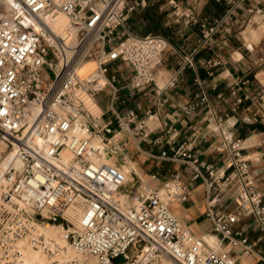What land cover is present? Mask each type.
<instances>
[{"label": "built area", "instance_id": "built-area-1", "mask_svg": "<svg viewBox=\"0 0 264 264\" xmlns=\"http://www.w3.org/2000/svg\"><path fill=\"white\" fill-rule=\"evenodd\" d=\"M148 2L0 0V159L6 152L14 156L0 172V264L20 261L21 242L51 251L50 239L40 230L47 222L59 224L73 249L98 264H239L171 211V202L189 197L190 186L179 172L160 187L141 179L128 185L123 157L118 161L121 131L140 140L147 136L138 109L116 107L118 92L154 82L155 66L169 46L161 34L138 35L128 28L131 14ZM55 13L69 18L74 36L55 30L50 22ZM173 13L186 23L197 20L192 6L181 12L174 1ZM247 13V23L264 24L262 0H253ZM199 21L207 42L224 18ZM184 62L192 65L193 56ZM254 62L264 63V48ZM86 63L91 66L81 73ZM125 68L129 73L122 75ZM248 81L231 86L237 103L248 98L238 94L240 84ZM105 88L111 89L109 110L95 116L85 108L80 91L95 99ZM208 104L209 96L201 90L183 112L191 114ZM211 116L220 137L217 150L227 156L222 165L200 159L186 141L171 154L165 149L160 154L180 159L189 166L191 180L204 182V214L219 244L264 264V195L255 188L243 139L224 123L227 114L211 111ZM95 137L104 147L93 145ZM229 168L240 191L238 202L227 210L218 204L230 185ZM246 220L257 231L254 238Z\"/></svg>", "mask_w": 264, "mask_h": 264}, {"label": "crops", "instance_id": "crops-1", "mask_svg": "<svg viewBox=\"0 0 264 264\" xmlns=\"http://www.w3.org/2000/svg\"><path fill=\"white\" fill-rule=\"evenodd\" d=\"M173 1L181 12L192 6L197 20L186 23L183 16H175ZM252 1L149 0L146 6L137 8L127 21L128 28L138 35L161 34L167 38L169 46L155 66L154 82L141 90L123 89L115 100L120 110L138 109L144 120L143 131L147 133L143 140L127 131L117 135L121 136L117 141L121 152L118 161L123 157L124 163L129 164L125 177L130 175L133 180L128 185L137 184L141 179L160 187L179 172L190 186L189 197L185 201L171 202V211L195 234L203 236L209 246L223 247L239 264L260 263L254 255H241L225 242L219 244V236L213 232L204 214L207 201L204 182L191 180L189 166L180 159H168L160 153L165 149L171 154L172 148L186 141L200 159L222 165L227 156L217 150L220 137L211 111L227 114L224 123L234 135L243 139V153L251 163L255 188L264 195V83L258 78V70L264 63L257 65L254 62L264 43L249 41L252 37L248 28L245 36L242 29L248 17L247 6ZM204 17L210 23L216 18H224L223 24L216 27L207 42L203 39L199 21ZM190 55L193 64L189 66L184 59ZM213 61L219 62L213 65ZM128 73V69H123L122 75ZM245 78L249 81L240 84L238 94H248V98L237 103L230 93L231 86ZM260 78L264 80V77ZM171 80L174 84H168ZM201 90L208 94L209 104L199 106L191 114L184 113L183 108ZM110 93L111 89L107 88L98 94L99 105L89 94L85 107L93 114L98 108L108 111ZM227 174L230 185L218 207L230 210L238 202L240 184L231 168ZM245 223L254 238L257 231L250 220Z\"/></svg>", "mask_w": 264, "mask_h": 264}, {"label": "bare ground", "instance_id": "bare-ground-1", "mask_svg": "<svg viewBox=\"0 0 264 264\" xmlns=\"http://www.w3.org/2000/svg\"><path fill=\"white\" fill-rule=\"evenodd\" d=\"M50 22L58 32H69L72 36H74L75 28L70 22L69 18L63 13H55L51 17ZM260 26L264 27V24H260L258 27ZM89 66H91V64ZM86 68L80 70V72H85ZM100 81L103 82L104 78H100ZM85 93V90L80 91V95ZM92 143L98 147H102L104 145L103 141L98 137L93 138ZM2 149L3 145L0 144V150ZM10 162H14L13 153L6 152L5 155L0 159V172H2L6 165ZM71 214L73 213L71 212ZM40 230L46 235L47 238L50 239V246L52 250L47 252L42 249L41 246L36 244L21 242L19 244V247L22 251L21 259L19 262L13 264H49L50 258L54 257H58V259H60V264L64 261L69 263H73V261L82 263L85 261V257H83L84 254H81L73 249V247L70 245V242L66 239L64 229L59 224L55 225L54 223L47 222L40 226Z\"/></svg>", "mask_w": 264, "mask_h": 264}, {"label": "rangeland", "instance_id": "rangeland-1", "mask_svg": "<svg viewBox=\"0 0 264 264\" xmlns=\"http://www.w3.org/2000/svg\"><path fill=\"white\" fill-rule=\"evenodd\" d=\"M250 24V25H249ZM260 24H262V23H253V24H251V23H247L246 22V24H245V26L242 28L243 29V35L245 36V30L247 29V31L251 34V37H252V39L251 40H249V38H246V40H249V41H253V42H256V41H258V40H260V41H262V43H264V27H262V26H260V27H258ZM255 25V26H254ZM91 63H86V64H84V66L83 67H81V69L80 70H83V69H85L86 67H88L89 65H90ZM258 78L261 80V82L262 83H264V80H262L260 77L262 76V77H264V65H262L260 68H259V70H258ZM107 88H105L104 90H106ZM104 90L103 91H101V92H104ZM97 96H98V94L95 96V99L97 100ZM81 97H82V100H83V102L85 103V105H86V103H87V98L89 97V93L88 92H86L85 94H83V95H81ZM108 98V96H106L105 97V99H107ZM99 107V106H98ZM86 108V107H85ZM87 109V108H86ZM88 110V109H87ZM89 111V110H88ZM102 111V109H100V108H98L97 109V113L96 114H93V115H98L100 112ZM90 112V111H89ZM91 113V112H90ZM94 146H95V144H94ZM98 147V146H97ZM102 147H104V145L102 146ZM101 146H100V148H102ZM109 162H110V160H108ZM129 164H122V166H121V169H122V171L124 172V174L127 172V170H128V166ZM126 180H128V183L132 180L131 179V176L130 175H128L127 177H126ZM132 182H133V180H132ZM55 224V223H54ZM55 225H58L57 223L55 224ZM83 257H85V261L84 262H82V263H79V262H77V263H79V264H98L97 263V261H96V259L94 258V257H92V256H87V255H83ZM53 260H55V262H59V264H60V262L61 261H59L60 259H58V257H54V258H50V262H49V264H51L52 263V261ZM73 262H75V261H73ZM94 262V263H93Z\"/></svg>", "mask_w": 264, "mask_h": 264}]
</instances>
